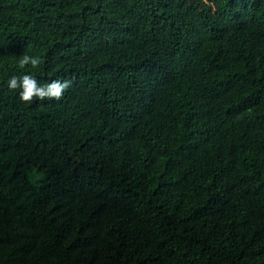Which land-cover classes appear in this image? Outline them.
Listing matches in <instances>:
<instances>
[{"label":"trees","instance_id":"obj_1","mask_svg":"<svg viewBox=\"0 0 264 264\" xmlns=\"http://www.w3.org/2000/svg\"><path fill=\"white\" fill-rule=\"evenodd\" d=\"M0 264H264V0H0Z\"/></svg>","mask_w":264,"mask_h":264},{"label":"clouds","instance_id":"obj_2","mask_svg":"<svg viewBox=\"0 0 264 264\" xmlns=\"http://www.w3.org/2000/svg\"><path fill=\"white\" fill-rule=\"evenodd\" d=\"M41 63L42 60L39 56L29 55L27 52L23 53L19 60V66L22 69L26 66L37 69ZM6 86L12 91L19 90V99L24 103H32L34 99L36 101H59L65 91L72 86V81L68 79H54L41 82L31 73H25L10 76L6 81Z\"/></svg>","mask_w":264,"mask_h":264},{"label":"rangeland","instance_id":"obj_3","mask_svg":"<svg viewBox=\"0 0 264 264\" xmlns=\"http://www.w3.org/2000/svg\"><path fill=\"white\" fill-rule=\"evenodd\" d=\"M29 178H30V179L36 184L37 189H40V186H41L40 182H41L42 180H36V179H35V173H34V174H30V175H29ZM37 178H38V179H41L40 176H37Z\"/></svg>","mask_w":264,"mask_h":264}]
</instances>
